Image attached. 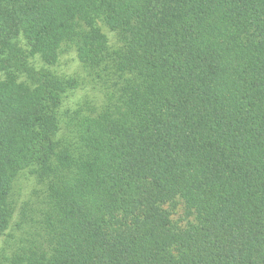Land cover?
<instances>
[{
	"label": "trees",
	"instance_id": "1",
	"mask_svg": "<svg viewBox=\"0 0 264 264\" xmlns=\"http://www.w3.org/2000/svg\"><path fill=\"white\" fill-rule=\"evenodd\" d=\"M0 264H264V0H0Z\"/></svg>",
	"mask_w": 264,
	"mask_h": 264
},
{
	"label": "rangeland",
	"instance_id": "2",
	"mask_svg": "<svg viewBox=\"0 0 264 264\" xmlns=\"http://www.w3.org/2000/svg\"><path fill=\"white\" fill-rule=\"evenodd\" d=\"M65 59L66 61H69V62H66V64L63 67V71L71 75L77 70V64L73 60L72 55L69 57H65ZM171 218L174 223H176L177 225H182V226L185 225L190 220L189 218L186 217V215H184V210H183L182 205L177 207V209L173 212Z\"/></svg>",
	"mask_w": 264,
	"mask_h": 264
}]
</instances>
